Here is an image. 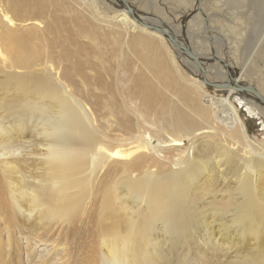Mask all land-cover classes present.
Listing matches in <instances>:
<instances>
[{
  "label": "bare ground",
  "instance_id": "obj_1",
  "mask_svg": "<svg viewBox=\"0 0 264 264\" xmlns=\"http://www.w3.org/2000/svg\"><path fill=\"white\" fill-rule=\"evenodd\" d=\"M70 1L0 0V264H165L195 236L184 264L234 240L227 264H264V147L235 93L208 94L185 57L183 77L125 11Z\"/></svg>",
  "mask_w": 264,
  "mask_h": 264
},
{
  "label": "rangeland",
  "instance_id": "obj_2",
  "mask_svg": "<svg viewBox=\"0 0 264 264\" xmlns=\"http://www.w3.org/2000/svg\"><path fill=\"white\" fill-rule=\"evenodd\" d=\"M65 1L67 5H72L70 0ZM96 1V6H98V11L101 12V15L114 17L119 12H122L118 2L115 0ZM127 1L137 11L159 18L162 24L169 28L177 37H183L196 56L200 57L206 75L213 80L211 82H228L230 77L242 74L239 84H249L256 91L264 93V0ZM138 18L141 20L139 16ZM142 21L158 25L154 19H142ZM69 27L72 28V26ZM163 41L164 45L169 48H167L168 53L172 56L181 75L192 81L191 77L195 75L185 64L184 56L174 53L170 48L172 46L169 45L164 37ZM256 46L257 48H255ZM253 48L255 49L254 51L252 50ZM212 65H216L220 72L217 73L218 76L213 75ZM219 74L222 75L220 76ZM204 90L217 98L226 96L225 93L213 90L210 87L205 86ZM229 101L235 107L240 120L244 124L248 138L254 146L263 148L264 116L248 100H244L236 94H233ZM189 145L188 142H185L183 150L188 149ZM177 158L181 157H176L175 160ZM30 165V168L33 169V163ZM211 197L214 199H211ZM215 197L216 195H211L207 201L213 203L219 200L218 195ZM205 204L201 203L204 210L212 208L211 206L205 207ZM243 236H245V245L250 243V239L247 238V231L244 232ZM233 242H219L221 247L216 246L213 248L216 250L215 254H218V258L222 259L220 261L221 264H227L231 259L230 257L236 256L238 243L237 240ZM93 243L95 245L98 244V240H94ZM198 246L199 242L196 236L191 239L168 241L162 251L164 256H166L165 264H184L187 260L191 262L193 256L200 253ZM37 258L38 255H36L34 261H38L39 259ZM21 259L26 264L24 254L20 257V261Z\"/></svg>",
  "mask_w": 264,
  "mask_h": 264
},
{
  "label": "water",
  "instance_id": "obj_3",
  "mask_svg": "<svg viewBox=\"0 0 264 264\" xmlns=\"http://www.w3.org/2000/svg\"><path fill=\"white\" fill-rule=\"evenodd\" d=\"M120 9L125 11L128 16L134 20L138 25L144 27L148 31L156 32L157 34H160L162 37L165 38V40L169 43L170 46H172L174 49L177 50V52L187 58L189 61L194 63L197 67V69L200 72V80L204 83L206 87H210L213 90L221 91L225 94H227L228 90H231L236 95L242 97L244 100L252 101L255 105H258L260 107H264V96L260 95L256 89L253 86H250L248 84H239L235 83L236 75L234 77H230L228 82L223 83H213L209 82L205 78V71H204V65L196 55L192 52L190 46L186 43V41L183 38L177 37L172 31H170L169 28H166L161 20L153 15H148L142 12L137 11L128 3L127 0H121ZM143 19H154L155 22L158 23V25L154 24H148L143 21H141L139 18Z\"/></svg>",
  "mask_w": 264,
  "mask_h": 264
}]
</instances>
